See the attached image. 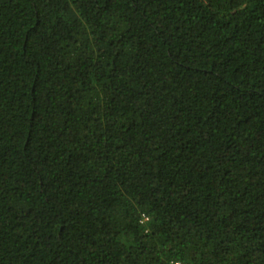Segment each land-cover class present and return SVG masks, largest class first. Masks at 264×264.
I'll list each match as a JSON object with an SVG mask.
<instances>
[{"label": "trees", "instance_id": "trees-1", "mask_svg": "<svg viewBox=\"0 0 264 264\" xmlns=\"http://www.w3.org/2000/svg\"><path fill=\"white\" fill-rule=\"evenodd\" d=\"M176 262L264 264V0H0V264Z\"/></svg>", "mask_w": 264, "mask_h": 264}, {"label": "built area", "instance_id": "built-area-1", "mask_svg": "<svg viewBox=\"0 0 264 264\" xmlns=\"http://www.w3.org/2000/svg\"><path fill=\"white\" fill-rule=\"evenodd\" d=\"M143 219H144V220H147V217H144ZM175 264H179V263H178V262H176Z\"/></svg>", "mask_w": 264, "mask_h": 264}]
</instances>
